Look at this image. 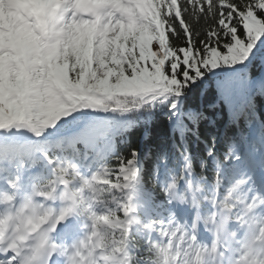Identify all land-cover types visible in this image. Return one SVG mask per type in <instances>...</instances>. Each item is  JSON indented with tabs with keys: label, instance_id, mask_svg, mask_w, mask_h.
I'll return each instance as SVG.
<instances>
[{
	"label": "trees",
	"instance_id": "1",
	"mask_svg": "<svg viewBox=\"0 0 264 264\" xmlns=\"http://www.w3.org/2000/svg\"><path fill=\"white\" fill-rule=\"evenodd\" d=\"M153 2L157 12L133 31L97 40L91 52L84 43L70 52L71 79L111 93L97 105L108 115L88 128L114 144L104 188L121 185L145 154L141 175L154 205L165 198L151 170L160 162L179 167L182 159L211 174L222 162L236 181L228 194H235L241 176L233 145L242 150L253 128L264 139V0ZM162 81L170 93L155 99ZM240 86L248 106L238 101Z\"/></svg>",
	"mask_w": 264,
	"mask_h": 264
},
{
	"label": "rangeland",
	"instance_id": "2",
	"mask_svg": "<svg viewBox=\"0 0 264 264\" xmlns=\"http://www.w3.org/2000/svg\"><path fill=\"white\" fill-rule=\"evenodd\" d=\"M120 5L121 3L129 2V0H116ZM90 7L98 8L103 11V6L100 0H87L85 3ZM108 26L113 28L114 31H118L121 26L114 25L113 21H109ZM62 31V34H60ZM85 31V29H84ZM51 35V48H61L60 54H58V63L60 65V71L65 74L68 81V71L63 70L62 64L65 63L67 58L66 49L69 44L82 36L80 30H78L76 24L73 21V17L69 16L66 23L62 24L60 28L52 27ZM60 42V43H59ZM59 43V44H58ZM89 47L93 46L91 40L87 42ZM4 60L0 59V87L2 96L0 100H7L6 103L9 108L16 113H24L27 119H29L31 125L41 132L43 136H51L54 130L61 124L72 119L79 111V106L85 101L83 100V90L86 88L97 91L99 88L94 83L88 84L85 80H80L78 88L70 89L68 91L63 90L59 86V81L50 77L48 70L45 68L43 74L46 75V83L44 85L35 86V91H29L26 94V100L24 103L19 102L17 87H15L16 80L11 79L6 83L2 75V65ZM8 65H10L8 63ZM66 65H64L65 68ZM101 77L103 73H100ZM29 81L33 80L32 75L28 78ZM35 80L39 83V75ZM25 86L22 83H18ZM17 84V85H18ZM70 84V83H69ZM108 88V86H106ZM26 88V86H25ZM14 114L7 115L0 112V125L7 122V119L13 118ZM46 126L48 129L42 131L41 129ZM9 158V157H5Z\"/></svg>",
	"mask_w": 264,
	"mask_h": 264
},
{
	"label": "bare ground",
	"instance_id": "3",
	"mask_svg": "<svg viewBox=\"0 0 264 264\" xmlns=\"http://www.w3.org/2000/svg\"><path fill=\"white\" fill-rule=\"evenodd\" d=\"M5 1V0H4ZM18 2H21L22 0H17ZM29 4L33 7L36 11L41 10H48V8L52 7L54 4V1L56 0H43V2L39 0H29ZM65 6V5H64ZM0 19L4 22L5 25L9 26L12 29V32L10 33V37L8 39H5L6 42L10 45H13L15 49L19 51L18 57L21 58L22 55H29L30 61L34 62L33 58V50L36 48L35 44L36 41L29 35V33L20 32L18 31L13 23V18L8 15L3 7H0ZM59 56L55 53L51 52H45L43 53V61L51 74L53 78H56L59 80V85L67 90L68 85L66 82V76L60 71L59 63H58ZM4 71H10L8 68H3ZM38 73L37 70H33V76H35ZM6 75V73H5ZM17 82H22L27 85V89L31 91H35V86L37 82L35 81V78L33 77V80L29 81L27 78V75L22 71L20 75H17ZM7 78V77H6ZM0 112L3 113H12L13 110L7 106V104L0 100ZM20 118H24V114H17Z\"/></svg>",
	"mask_w": 264,
	"mask_h": 264
}]
</instances>
